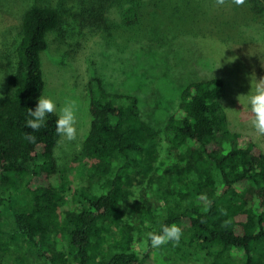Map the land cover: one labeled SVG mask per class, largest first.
<instances>
[{
    "label": "trees",
    "instance_id": "16d2710c",
    "mask_svg": "<svg viewBox=\"0 0 264 264\" xmlns=\"http://www.w3.org/2000/svg\"><path fill=\"white\" fill-rule=\"evenodd\" d=\"M74 1L77 38L86 30L88 38L109 35L116 26L109 15L114 7L121 25L138 31L129 44L141 46L147 40L176 42L196 27L211 28L206 38L216 41L235 28L242 34L251 27L255 36L264 27V0L241 6L232 0ZM222 21L228 24L224 32L217 30ZM65 24L71 30L57 7L32 4L8 50L0 5V67L6 72L0 96V264H31L28 254L44 264H155L156 257L161 264H264V150L231 127L221 77L185 85L163 128L143 121L136 96L109 92L100 78H91L82 182L72 191L73 207L63 208L70 181L62 176L60 190L52 184L61 140L58 113L36 132L25 121L47 88L42 56L51 35L64 40ZM158 29L161 38H154ZM29 133L35 143L25 139ZM135 175L145 183L141 203L130 208L125 196ZM172 223L182 229L179 244L152 248L147 233Z\"/></svg>",
    "mask_w": 264,
    "mask_h": 264
},
{
    "label": "rangeland",
    "instance_id": "374dc122",
    "mask_svg": "<svg viewBox=\"0 0 264 264\" xmlns=\"http://www.w3.org/2000/svg\"><path fill=\"white\" fill-rule=\"evenodd\" d=\"M35 3L52 4L59 9L64 23L72 24L71 30L65 24L68 33L64 40L60 33L51 35L50 47L42 56L47 82L44 95L55 101L57 113L65 99L76 100L78 104L77 139L69 142L61 138L55 151L57 165L52 184L60 190L64 180L62 176H66L71 187L70 191L64 192L69 202L63 208L73 207L70 202L72 191L82 182L78 169L80 159H83L82 143L91 125L88 84L93 77L100 78L109 92L136 96L143 121L154 128H163L166 119L177 109L185 85L193 80L221 77L225 81L224 103L230 108L231 127L253 139L264 150L263 136H258L250 126V112L245 98L240 97V102L238 99L249 93L253 74L256 79L264 77L263 26H259L255 36L249 35L254 33L251 27H244L242 34H238L240 28H235L218 41L206 38L205 32L211 31V28L196 27L190 30L187 37L181 36L176 42L166 40L158 44L142 40L144 46H141L129 44L128 40L138 39V31L121 25V15L116 14L115 7L109 11L116 25L109 30V35L105 33L88 38L86 30L81 37L79 35V39L80 29L76 30L79 8L74 0H0L7 17L8 50H13L24 10ZM184 15L191 18L189 12H184ZM222 23L217 30L224 32V26L228 24ZM153 34L154 38H161L159 29L156 33L153 30ZM230 58L235 60L229 62ZM4 80L6 72L0 67V96ZM161 133L163 139L159 151L161 160H164L166 133ZM144 183L142 175L134 176L125 196L128 207L141 203ZM22 251L28 254L27 246ZM28 257L31 264H44L43 260L35 261L30 254ZM160 261V257L154 259L155 264H161Z\"/></svg>",
    "mask_w": 264,
    "mask_h": 264
},
{
    "label": "clouds",
    "instance_id": "9594fccd",
    "mask_svg": "<svg viewBox=\"0 0 264 264\" xmlns=\"http://www.w3.org/2000/svg\"><path fill=\"white\" fill-rule=\"evenodd\" d=\"M217 5H223L225 0H215ZM237 6L245 3V0H232ZM231 59L229 62H233ZM250 91L244 97L246 100L247 108L250 112V126L258 136H264V77L256 79L255 74L250 77ZM57 113V105L55 101L45 95H40L37 98V106L35 110L28 108L26 113L25 125L33 132L39 131L46 125V117L50 114ZM77 113L78 104L76 100L65 99L63 105L59 108L56 118V134L66 141H75L78 135L77 129ZM25 139L32 143L36 142L34 135L26 134ZM224 214V210H221ZM183 235L182 229L176 223L164 224L161 226L159 233H147V239L150 241L152 248H159L162 245L173 243L174 246L179 244L181 236Z\"/></svg>",
    "mask_w": 264,
    "mask_h": 264
}]
</instances>
